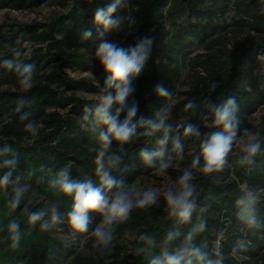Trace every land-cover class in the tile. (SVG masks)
Segmentation results:
<instances>
[{"label":"trees","instance_id":"obj_1","mask_svg":"<svg viewBox=\"0 0 264 264\" xmlns=\"http://www.w3.org/2000/svg\"><path fill=\"white\" fill-rule=\"evenodd\" d=\"M1 7L14 4L25 7L39 4L43 0H0ZM111 0H51V4L62 6L44 20L33 22L0 23V62L10 58L20 33L24 34L23 47L31 48L23 59L36 65L35 83L28 92H23L15 73L0 68V143H9L18 153V172L26 176V183L31 185L25 200L14 213L9 215L8 200L11 189H0V264H148L159 248L153 247L140 255L131 254L124 245L116 243L113 252L105 257L95 253H76L74 245L65 246L58 230L43 232L38 225L28 222L23 211L27 205L30 211L49 207L55 203L61 212L70 209V197H58L49 185L53 176L69 161L73 162V178L83 179L95 176L96 137L82 127L81 117L85 104L94 99L75 96L77 90H99L91 83L72 77L67 68L89 71L94 82L103 84V70L93 59L99 43L97 34L100 29L92 21L95 9L106 7ZM133 12L137 23L133 30L114 36L123 47H130L144 36L154 38L152 55L143 74L134 82L133 98L139 102V114L152 116L164 101L158 99L153 89L157 84L164 85L176 93L182 78L183 69L188 68V75L206 73L208 80L215 79L219 86L211 94L212 103L219 105L228 97H235L240 104L241 131L250 128L248 119L264 100V74L258 79L251 76L249 65L242 63L246 58L250 64L257 61L264 44L240 45L228 49L230 39H238L243 33L247 39L253 32L264 36V0H132ZM138 9V10H136ZM122 14L118 11L114 15ZM171 25L176 27L171 30ZM91 28L93 36L87 41L80 39L81 29ZM199 50H202L199 52ZM244 73V76L242 75ZM4 84L12 88L3 87ZM255 85H261V93L255 92ZM208 83H194L183 100H177L173 111L172 123L179 122L182 115L198 124L203 132L211 129L202 121L199 114L183 113L184 103L189 98L202 99L208 95ZM32 101L25 110L31 112V118L37 121L39 133L33 137L24 131L23 124L14 112L19 97ZM67 100L73 101L63 112ZM5 115L8 116L4 119ZM258 131L264 139V115L260 118ZM184 159L177 161L184 168L189 167L192 156L198 151V142L189 138L185 142ZM154 140L142 138L133 145H127L128 153L121 170L115 173L117 179L127 182L149 171L139 157L142 148L151 150ZM264 148V145H262ZM192 150V152H190ZM239 151L234 150L229 156V164L222 172L204 176L197 173L199 203L212 205L207 214L208 229L198 238V243L207 242L211 247L217 233L224 232L223 252L225 264H264V231L249 229L236 218L233 193L247 180L256 188H264V154L257 157V168L249 173L241 169L236 160ZM32 172L31 177L27 176ZM181 170H172L180 175ZM92 227L99 222V216L91 214ZM257 217L264 221V202L257 206ZM15 219L20 224L21 240L17 248L10 247L5 240L6 225ZM163 201L159 208L147 211L137 210L131 219L118 228V234L134 233L131 250L135 247V237L140 232H149L157 241L171 226ZM66 231V226H63ZM188 225L184 226L187 230ZM239 238L251 242L249 250L242 258H235L230 249ZM95 254V255H94Z\"/></svg>","mask_w":264,"mask_h":264},{"label":"clouds","instance_id":"obj_2","mask_svg":"<svg viewBox=\"0 0 264 264\" xmlns=\"http://www.w3.org/2000/svg\"><path fill=\"white\" fill-rule=\"evenodd\" d=\"M50 4L51 0H43L40 8L47 10ZM133 10L132 0H111L106 7L95 9L92 21L100 29L93 59L103 70L104 79L102 85L96 82L98 93H86L94 100L84 105L80 119L83 129L91 132L97 140L93 149L97 179L91 176L73 178V162L69 161L56 172L49 185L56 196L71 198L70 209L62 213L53 203L34 211L25 205L23 211L28 222L38 225L41 231H60L65 246L91 239L89 253L105 257L116 247L119 226L128 222L134 211L159 208L163 201L171 226L159 241L149 232H140L130 253L140 255L158 246L159 251L150 257L148 264H225L223 231L217 233L211 247L207 242L198 243V238L208 229L206 217L212 205L198 202L200 193L196 175L210 176L222 172L234 149L239 151L237 165L251 173L257 168V157L264 154V139L253 129L241 131V107L235 97H228L219 105L212 103L211 94L219 86L215 79L207 81L208 95L199 100L195 97L187 99L182 109L183 113L199 114L211 129L208 132H203L188 116L182 115L175 124L170 122L175 107L174 93L162 84H157L153 91L164 103L152 116L139 114V102L133 98L134 82L143 74L152 55L154 38L141 37L130 47H123L114 39L115 35L135 28L137 20L132 15ZM118 11L122 14L114 15ZM92 36L91 28L81 29L82 41ZM16 44L21 47L12 48L10 58L3 59L0 68L15 73L20 89L28 92L35 83L36 65L23 59L31 52L30 47H23V33L17 36ZM31 103L23 96L19 97L14 112L24 131L35 137L39 133V125L31 118V112L25 110ZM7 118L5 115L4 119ZM142 138L154 140L151 150L142 148L139 151L145 166L152 169L149 176L162 177L175 162L183 160L186 139H195L198 151L192 156L190 166L184 168L163 191L150 186L147 181L117 179L115 173L121 170L128 153L126 146ZM18 167V153L9 143H0V189L7 191L10 188L12 192L7 202L9 215L20 208L31 189V185L25 182L26 176L17 171ZM32 175L30 171L27 173L28 177ZM233 199L236 218L249 229L264 231V221L257 217V206L264 202V188H256L245 180L233 193ZM91 214L100 218L95 227L91 226ZM185 225H188L186 231ZM63 226H66V231ZM6 232L5 240L10 241L12 249L17 248L21 240L20 224L15 219L10 220ZM250 244V241L239 238L231 247L230 254L242 258Z\"/></svg>","mask_w":264,"mask_h":264},{"label":"rangeland","instance_id":"obj_3","mask_svg":"<svg viewBox=\"0 0 264 264\" xmlns=\"http://www.w3.org/2000/svg\"><path fill=\"white\" fill-rule=\"evenodd\" d=\"M15 0H12L13 2ZM2 1H0V5ZM43 2L39 4H30L26 5L25 7H19L14 6V4H9L8 6H4L0 8V23L1 22H12V21H20V22H33V21H44L46 20L50 14H53L56 11H61L62 6L58 4H50L49 8L47 10L41 9L40 5ZM169 27L171 30H174L176 27L171 25V22H169ZM262 43L264 44V36H260L259 34L253 32L249 39H247V36L245 33H243L238 39H230L227 42V48L228 49H236V47L240 45H255ZM202 50H199L201 52ZM242 63L244 65H249L251 76L254 79H258L261 75L264 74V50L260 49L257 54V61L253 64H250L246 58H242ZM67 72L77 79H80L84 81L85 83H91L92 85L96 86V83L92 79V76L89 71H81L75 68H67ZM188 73V68L185 67L183 69V74L181 81L178 86V91L174 93V102L177 100H183L185 99L189 94L187 91L194 83H201L202 80L207 82L208 78L206 76V73L198 68V72L194 71L191 74ZM245 72H242L241 76H244ZM5 88H12V86H9L7 84H4ZM255 92L261 93L262 87L261 85H255ZM99 90L90 91V90H77L75 96L78 98L85 97L87 99H94V97L86 95L87 94H95L98 93ZM73 101L67 100L66 107L60 108L61 112L64 113V111L71 105ZM264 115V100H262V103L258 105L256 111L251 114V116L248 119V125L250 126L249 129L255 130V128L258 126L260 118ZM238 150V149H234ZM192 152V150H190ZM184 169L183 166L180 165V163L175 162L173 167L168 170L167 173H165L162 177H155V176H149L152 169L145 172L144 174L137 177L134 181L137 182H143L147 181L150 186L159 188L161 191L170 183L174 182L178 175H175L172 170H181ZM57 235L62 236L61 232H58ZM134 233L132 232H125L122 234L117 233V243H120L126 247V249L131 252V240L134 237ZM91 245V239H86L81 244H74V250L76 253H83L87 254L89 253V248ZM95 255V254H94Z\"/></svg>","mask_w":264,"mask_h":264}]
</instances>
